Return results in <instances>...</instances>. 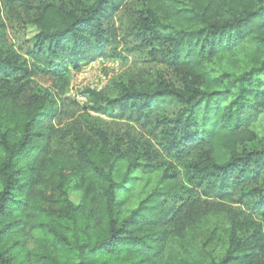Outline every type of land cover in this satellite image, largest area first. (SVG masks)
Instances as JSON below:
<instances>
[{
  "label": "trees",
  "instance_id": "1",
  "mask_svg": "<svg viewBox=\"0 0 264 264\" xmlns=\"http://www.w3.org/2000/svg\"><path fill=\"white\" fill-rule=\"evenodd\" d=\"M124 37L165 71L87 95L140 134L63 124L33 77L62 97ZM262 115L264 0H0V264H264Z\"/></svg>",
  "mask_w": 264,
  "mask_h": 264
},
{
  "label": "rangeland",
  "instance_id": "2",
  "mask_svg": "<svg viewBox=\"0 0 264 264\" xmlns=\"http://www.w3.org/2000/svg\"><path fill=\"white\" fill-rule=\"evenodd\" d=\"M134 5L127 8L119 15V22L122 32H128L133 26ZM4 20L8 24L10 21L15 24L13 29H9V42L12 49L20 58H28L25 53L26 45L24 41L30 39L37 33L36 29L30 24H23L19 18L7 16L4 14ZM121 47L122 54L119 57L106 56L98 58L85 65L80 72L70 74V84L67 93L62 96H56V88L51 81L44 76H35L32 80L33 91L42 93L49 90L55 98L56 103L64 110L65 117L63 124H71L76 120H89L100 126L126 129L131 132L139 133V127L132 121L124 120L122 122L110 117L107 113H96L90 109L92 101L88 97L87 90L93 89L102 91L108 97H114L117 92V84L127 82L138 77L146 79L154 78L165 71L157 61L150 58L148 50L137 48L135 41L130 37H124V45ZM98 88V89H96ZM56 96V97H55ZM253 129L264 136V115L260 116L253 125Z\"/></svg>",
  "mask_w": 264,
  "mask_h": 264
},
{
  "label": "built area",
  "instance_id": "3",
  "mask_svg": "<svg viewBox=\"0 0 264 264\" xmlns=\"http://www.w3.org/2000/svg\"><path fill=\"white\" fill-rule=\"evenodd\" d=\"M96 89H98V88H96ZM96 91V90H95Z\"/></svg>",
  "mask_w": 264,
  "mask_h": 264
}]
</instances>
